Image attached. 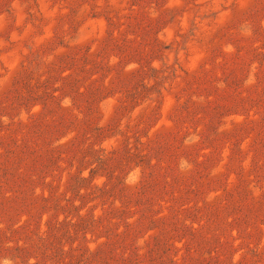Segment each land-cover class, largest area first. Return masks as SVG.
Returning a JSON list of instances; mask_svg holds the SVG:
<instances>
[{
  "label": "rangeland",
  "instance_id": "1",
  "mask_svg": "<svg viewBox=\"0 0 264 264\" xmlns=\"http://www.w3.org/2000/svg\"><path fill=\"white\" fill-rule=\"evenodd\" d=\"M0 264H264V0H0Z\"/></svg>",
  "mask_w": 264,
  "mask_h": 264
},
{
  "label": "trees",
  "instance_id": "2",
  "mask_svg": "<svg viewBox=\"0 0 264 264\" xmlns=\"http://www.w3.org/2000/svg\"><path fill=\"white\" fill-rule=\"evenodd\" d=\"M59 139H57L56 141H58Z\"/></svg>",
  "mask_w": 264,
  "mask_h": 264
}]
</instances>
